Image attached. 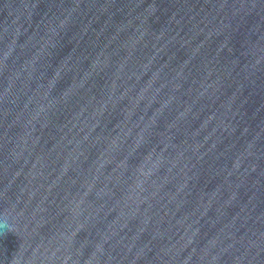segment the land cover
Returning a JSON list of instances; mask_svg holds the SVG:
<instances>
[{"label":"water","instance_id":"obj_1","mask_svg":"<svg viewBox=\"0 0 264 264\" xmlns=\"http://www.w3.org/2000/svg\"><path fill=\"white\" fill-rule=\"evenodd\" d=\"M0 264H264V0H0Z\"/></svg>","mask_w":264,"mask_h":264},{"label":"clouds","instance_id":"obj_2","mask_svg":"<svg viewBox=\"0 0 264 264\" xmlns=\"http://www.w3.org/2000/svg\"><path fill=\"white\" fill-rule=\"evenodd\" d=\"M5 226H7L6 222H5Z\"/></svg>","mask_w":264,"mask_h":264}]
</instances>
